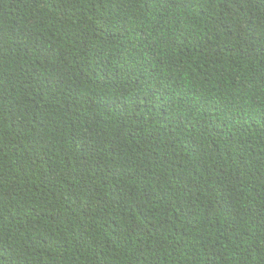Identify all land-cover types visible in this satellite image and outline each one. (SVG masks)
<instances>
[{"label": "trees", "instance_id": "16d2710c", "mask_svg": "<svg viewBox=\"0 0 264 264\" xmlns=\"http://www.w3.org/2000/svg\"><path fill=\"white\" fill-rule=\"evenodd\" d=\"M0 264H264V0H0Z\"/></svg>", "mask_w": 264, "mask_h": 264}]
</instances>
